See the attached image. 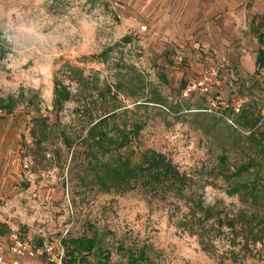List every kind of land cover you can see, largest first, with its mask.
Returning <instances> with one entry per match:
<instances>
[{"label": "rangeland", "instance_id": "374dc122", "mask_svg": "<svg viewBox=\"0 0 264 264\" xmlns=\"http://www.w3.org/2000/svg\"><path fill=\"white\" fill-rule=\"evenodd\" d=\"M258 30L264 0H0V97L15 98L0 107V264H67L61 239L93 230L104 251L87 256L105 264H264V232L215 217L201 229L187 198L221 216L253 207L218 164L255 154L251 131L264 142ZM57 79L71 92L60 109ZM242 108L257 121L239 124ZM111 112L190 176L183 195L95 182L81 138Z\"/></svg>", "mask_w": 264, "mask_h": 264}, {"label": "trees", "instance_id": "16d2710c", "mask_svg": "<svg viewBox=\"0 0 264 264\" xmlns=\"http://www.w3.org/2000/svg\"><path fill=\"white\" fill-rule=\"evenodd\" d=\"M257 39L260 46L255 56V71L264 66V30L257 31ZM70 95L68 87L57 79L53 88V106L60 109ZM14 101L13 96L0 97V107L9 111L14 106ZM112 113L92 122L81 138V143L85 146L83 152L88 158L87 167L93 170L95 182L106 191L114 189L121 192L139 186L154 190L173 189L177 191L176 193L183 195V187L186 189L191 184L190 176L180 171L162 152L152 147L139 150L135 142L140 124L132 122L131 127L127 128L116 121ZM237 121L243 126L252 125L257 118L251 119L242 108L237 113ZM230 136L232 141L239 142L241 139L235 132ZM47 137L48 130L46 126H43L40 130V139ZM247 137L248 147L252 148L255 154L250 155L246 160L233 163L231 167L228 164L227 154L222 152L219 157L218 173L229 181L228 193H237L242 202H249L253 207L250 209V206H242L232 216L226 214L221 216L212 205H203L190 192L187 196L191 200L189 210L193 221L198 223L201 229L205 230L206 221L215 217L217 229L225 223L234 229L237 225L238 229L242 230L252 231L255 228L257 234L259 231L264 232V172L260 171L264 168V142L261 141L262 136H255L254 131H251ZM67 142L70 143V141ZM251 166L255 168L250 171L251 177L248 178L244 172ZM213 226L214 224H210L206 230H212ZM204 230L198 231L192 228L191 232L197 231L198 234H203ZM95 234L99 233L93 230L92 235L82 234L61 239L65 254L68 256L67 264L76 260L84 264H105V261H101L100 258L94 261L87 256L94 249H98V254L104 251ZM139 255H144L143 250H140ZM129 256L131 260L137 258V255L132 252Z\"/></svg>", "mask_w": 264, "mask_h": 264}, {"label": "built area", "instance_id": "2783aa9c", "mask_svg": "<svg viewBox=\"0 0 264 264\" xmlns=\"http://www.w3.org/2000/svg\"><path fill=\"white\" fill-rule=\"evenodd\" d=\"M146 28V25H141V29H145ZM194 85V82H192L191 84L189 83L188 85H187V88H190L191 86H193Z\"/></svg>", "mask_w": 264, "mask_h": 264}]
</instances>
